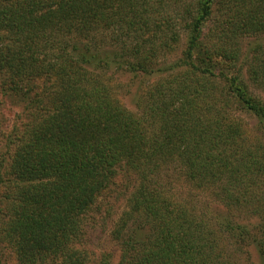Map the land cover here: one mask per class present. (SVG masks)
<instances>
[{
  "label": "trees",
  "instance_id": "trees-1",
  "mask_svg": "<svg viewBox=\"0 0 264 264\" xmlns=\"http://www.w3.org/2000/svg\"><path fill=\"white\" fill-rule=\"evenodd\" d=\"M1 75L29 118L0 174V264H264V0H0ZM119 174L113 263L85 231Z\"/></svg>",
  "mask_w": 264,
  "mask_h": 264
},
{
  "label": "rangeland",
  "instance_id": "rangeland-1",
  "mask_svg": "<svg viewBox=\"0 0 264 264\" xmlns=\"http://www.w3.org/2000/svg\"><path fill=\"white\" fill-rule=\"evenodd\" d=\"M169 10V8H168ZM171 12V11H170ZM252 39L253 38H243L242 39V50L243 55L248 53L252 47ZM185 35L181 37V39L175 43V48L172 50H164L162 52L163 59L162 61H166V65H172L175 60H177L183 54V50L186 45ZM156 77V76H155ZM155 77L150 79L144 78V83H148V81L154 80ZM143 78V77H142ZM128 80V78L125 77ZM135 80V79H134ZM133 80V81H134ZM8 82L7 80H3L2 75L0 76V174L3 176L4 170L7 166V160H4L5 157H8V153L14 151L15 143L17 142V138H19L21 131L24 128V124L26 123V119L29 118L28 108H27V99L19 94H14L11 91H8V94H4V89H2L3 85ZM132 82V81H131ZM36 83H39L38 80ZM255 92L259 93V91L253 89ZM122 101L125 105L131 109H135V100L132 95H123ZM234 111V110H233ZM235 113L241 115L243 119V123L251 134H254V129L257 124V120L250 114L240 113L235 109ZM4 160V162H3ZM4 179V178H3ZM2 178H0V183ZM136 181L135 176H125L124 174H119L116 178V183L109 190L105 192L104 197L99 201L101 207V213L96 214L95 221H92L85 231V239L87 243V247L90 256L92 258L101 257L104 254L111 253L113 254V263H115L119 258L118 251V241L113 237L112 230L115 226V222L120 217L122 211L126 208V196L129 193V188L126 187V184H132V182ZM167 181H178L176 178L168 179ZM181 181V180H180ZM0 190L4 191V189L0 186ZM187 197L191 194V190L184 188ZM176 191H182L177 189ZM179 194V193H178ZM199 196L200 204L203 201H209V199H205L206 196L202 197V194L199 192L196 193ZM194 196L193 194H191ZM195 197V196H194ZM212 205L215 206L218 210H223L224 206H220L217 202L211 200ZM4 205H7V202L2 201L0 206L5 208ZM227 210V209H226ZM235 211V210H234ZM247 213H243V216H237L238 219H243L242 221L248 223L250 226L252 224H259L263 221L259 215L248 216L245 217ZM8 251V250H7ZM7 253V252H6ZM8 254V253H7ZM261 257L258 255L255 249H251L249 260L247 259L244 264H258L261 262ZM10 262L12 260H9Z\"/></svg>",
  "mask_w": 264,
  "mask_h": 264
}]
</instances>
